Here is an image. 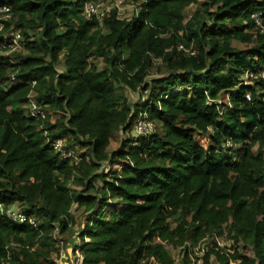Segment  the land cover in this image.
Listing matches in <instances>:
<instances>
[{"label": "trees", "instance_id": "1", "mask_svg": "<svg viewBox=\"0 0 264 264\" xmlns=\"http://www.w3.org/2000/svg\"><path fill=\"white\" fill-rule=\"evenodd\" d=\"M96 1L0 0V203L32 221L0 216V264H58L73 205L83 264H192L199 243L203 264H264V80L243 84L264 70V0H127L129 19L86 18ZM13 31L22 46L4 54Z\"/></svg>", "mask_w": 264, "mask_h": 264}, {"label": "built area", "instance_id": "2", "mask_svg": "<svg viewBox=\"0 0 264 264\" xmlns=\"http://www.w3.org/2000/svg\"><path fill=\"white\" fill-rule=\"evenodd\" d=\"M106 2H108V5L105 4ZM126 2L127 0H100L96 2H89L84 7L83 15L86 18L96 16L98 19H101L104 14L108 13L112 9H116L117 14L121 17L125 13L127 6ZM106 6L108 7L106 8ZM251 17L254 23L256 24V26L261 25L260 13H254L251 15ZM8 19H9V8L4 5H0V32L3 29V22ZM260 28L264 31L263 27L260 26ZM2 40L4 44L3 48H6L8 53H11L12 51H17L21 48V36L18 32H11L7 34L5 37H3ZM179 49H183V47L179 46ZM258 78L264 80V70L259 71L257 73L247 70L244 73L243 84L253 83V81ZM34 84L35 83L32 82V86ZM245 98L249 100V95L246 94ZM26 115L34 119L44 118L45 116L44 112L36 104L32 94L28 95V102L26 104ZM138 119L140 120H137V122L134 125V132L137 136L146 137L154 133L155 131L154 125L145 119V114L142 116V118L138 117ZM51 144H52V148L55 151H57V153H59L62 158H68L74 156L73 152L63 148L64 142L62 140H54L51 142ZM74 161L75 162L78 161V158L75 156H74ZM0 216L6 219L8 222L14 224H23L26 221L32 223V221L28 219L22 212L17 211L12 207H4L3 204L1 203H0ZM72 239L79 241L78 234L77 235L76 233L73 234ZM87 241H88L87 239L84 240V242ZM216 243L221 248L226 246L224 243L223 244L220 243L218 239H216ZM79 246L80 245L75 246L74 249H72V251L66 253L67 256H69L70 254L71 256L69 258L67 257L68 259L64 264L84 263V257L79 250ZM204 253H205V248L202 243H199L192 250V264H203ZM1 264H5V263H1ZM58 264H61V262L58 261Z\"/></svg>", "mask_w": 264, "mask_h": 264}, {"label": "rangeland", "instance_id": "3", "mask_svg": "<svg viewBox=\"0 0 264 264\" xmlns=\"http://www.w3.org/2000/svg\"><path fill=\"white\" fill-rule=\"evenodd\" d=\"M200 3L201 2H203V0H198ZM105 4H107L108 5V2H106ZM108 6H106V8H107ZM137 9H138V7H137V5L136 4H128L127 6H126V10H125V13H124V19H129L131 16H132V14L134 13V12H136L137 11ZM195 9H196V6H194V5H192V6H189V8H187V10H186V12H185V15L188 17V16H190L194 11H195ZM232 46L234 47V48H237V49H240V50H242V49H244L245 47H252L253 46V43H250V44H246V43H243V42H241L240 40H233L232 41ZM97 65H98V69H100V68H102L103 67V63L101 62V60H98L97 61ZM58 70L59 69H61V67L59 66L58 68H57ZM60 71V70H59ZM151 77H153V78H155V77H157L156 76V74H152L151 75ZM127 95H128V98H129V100H130V102L131 103H137V102H141V103H143V98H141V99H139V94H137V93H131V92H127ZM145 98V97H144ZM146 100V99H145ZM144 100V101H145ZM143 115H144V113H143ZM143 115H141V117L139 116V118H142V116ZM137 120H140V119H136L135 121L137 122ZM155 128V127H154ZM134 134V133H133ZM133 134H130V135H133ZM120 136H119V138H120V140L121 139H123V137H124V135L123 134H119ZM119 146V143H114L112 146H111V148L110 149H116L117 147ZM80 151H82L81 149H79L78 150V152H80ZM240 155L241 154H237V155H235L234 156V161H237V159H239V157H240ZM75 157H76V155H75ZM118 169H120L119 167H118ZM70 211H71V214L72 215H74V218H75V224H74V226L72 227V232L71 233H66L65 235H63V236H59L58 235V233H57V229H56V231L54 232V235H55V237H57L58 239H60L61 241H62V243H63V245H62V250L60 251L61 252V254H62V252H64V255L66 254V250H69L68 252H70V251H72V249H74V247L75 246H78V245H80V241H76L75 239H72V236H73V234H75L76 233V235L78 234L79 235V233L81 232V230H83V227H84V223H85V221H86V219L88 218L86 215H84V214H82V211L81 210H77L76 209V206L75 205H73L72 207H71V209H70ZM64 239H68V245H67V247L65 248V249H63L64 248ZM218 239V238H217ZM218 241L220 242V243H224V244H227L225 241H223V240H221V239H218ZM168 252L170 253V255L173 257V259L175 260V261H178L179 259H180V257H179V254H178V251H176V250H173V249H168ZM60 254V255H61ZM71 256V254L68 256V258ZM67 258V259H68ZM212 264H216L215 262H214V260L212 261ZM229 264H236V263H229Z\"/></svg>", "mask_w": 264, "mask_h": 264}, {"label": "crops", "instance_id": "4", "mask_svg": "<svg viewBox=\"0 0 264 264\" xmlns=\"http://www.w3.org/2000/svg\"><path fill=\"white\" fill-rule=\"evenodd\" d=\"M69 250H66V253L68 252ZM60 254H61V252H60ZM67 254H65L64 255V252H62V254L59 256V258H58V261H60L61 262V264H64V263H66V261H67Z\"/></svg>", "mask_w": 264, "mask_h": 264}, {"label": "clouds", "instance_id": "5", "mask_svg": "<svg viewBox=\"0 0 264 264\" xmlns=\"http://www.w3.org/2000/svg\"><path fill=\"white\" fill-rule=\"evenodd\" d=\"M13 32H18V31H13ZM19 34H20V36H21V46H22V41H23V38H22V35H21V33L20 32H18ZM8 52H4V54H7ZM13 62H14V60H12ZM11 61V62H12ZM12 62V63H13ZM11 80H13V76L11 77ZM32 85V84H31ZM27 104V103H26Z\"/></svg>", "mask_w": 264, "mask_h": 264}]
</instances>
